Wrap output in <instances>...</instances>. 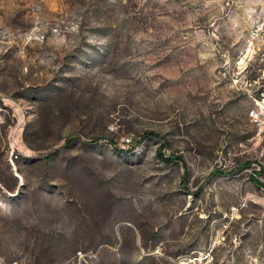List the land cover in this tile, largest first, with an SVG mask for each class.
I'll list each match as a JSON object with an SVG mask.
<instances>
[{
    "label": "rangeland",
    "instance_id": "1",
    "mask_svg": "<svg viewBox=\"0 0 264 264\" xmlns=\"http://www.w3.org/2000/svg\"><path fill=\"white\" fill-rule=\"evenodd\" d=\"M0 264H264V0H0Z\"/></svg>",
    "mask_w": 264,
    "mask_h": 264
}]
</instances>
